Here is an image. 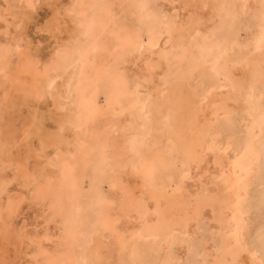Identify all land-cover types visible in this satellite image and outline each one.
<instances>
[{"label": "bare ground", "instance_id": "6f19581e", "mask_svg": "<svg viewBox=\"0 0 264 264\" xmlns=\"http://www.w3.org/2000/svg\"><path fill=\"white\" fill-rule=\"evenodd\" d=\"M102 1L103 0H101V2ZM151 1L152 0H133L132 7L139 9V19L142 20L143 17L148 18L150 15L152 16L154 14L150 10H147ZM259 2L260 0H160V2L157 4V7L161 8V11L165 10L166 6H170L172 10L175 9V3L180 4L181 8H183L184 5H189L192 7L186 10L187 14L185 13V15H173L175 16V19L173 21L171 20L172 25L165 32L161 31L162 29L159 24H157L156 27L150 26L149 35L145 42H140L139 38L137 42V40L134 39L135 37L132 36L136 35L137 33L135 34L134 31V34L130 33V27L127 25L126 27L124 25H120L118 22H113V10L110 3L106 5L105 3H98L97 1L91 0L88 2V6H86L89 8L88 13L82 10V8H79L80 10L78 9L75 12V14L77 13V17H82V20H84L86 23L94 21L96 28L90 35L86 36V40L88 39V46H76L77 48L75 51H67L62 53L59 56V60L57 61L56 67L57 69H60L61 67L66 68L70 63L69 61L77 60V63L75 64V67H73L72 72L66 82L67 86L61 88L58 92L61 98L65 99V101L70 97H72V100H67L68 103H66L64 106L63 112L58 116L54 115L55 113L53 115L50 114L47 117L42 116L43 120L45 118L46 121L54 122V127H56L54 129L59 128V137L63 138L59 139L56 145L51 143L49 140L48 142L53 148L52 154L56 156L59 151L63 153V156H59V158L57 157V161H54L55 159L53 160L52 166L55 164V166L57 165L60 168V171L65 170L63 178L61 177V180L57 185V189L59 190L56 192V194L59 193V195H56V198L57 202L60 203L67 216H65V220H62L64 221L62 223L64 225L65 234L67 235L66 240L67 243H69V246L66 244L65 240L64 242H61L62 244H65L63 246H66L63 248H67L68 250V247H70L73 250L69 251V253L65 252L66 254L62 252V254L58 252L59 250L57 251V249H61V246H58L59 242H57L56 250H53V252H55L54 254L59 255H57L58 258H54V261H57L56 264H75L76 262L78 263L80 261L84 264H93V262H98V258L104 256L107 252L111 253L117 247L123 248L125 245H127V243H129L130 240L134 239H141L146 242L160 241L163 246L168 243L171 244L170 241H172L175 234L188 235L191 237L194 236V233L197 234V227L204 219L208 220V223L214 226L213 229H216L218 235L213 239L214 242L209 238L205 247L201 253H199V257L201 258L199 261L201 264H205V262L209 260L216 261L217 264H225V262L228 260L234 259V253L238 251H243L246 254L255 253L256 259H260V252L255 248H248L245 244L246 242L242 241V232L245 228L244 207L247 196H249V187L256 178L258 181H262V179H264V105L259 101L257 96V91L264 87V68H262L259 60L254 58L253 51L246 56L244 55L245 57L239 62L230 60L231 62L229 61L224 64L220 63L222 56L221 53H224L223 51L225 50L224 47L229 44L228 42L233 41V36H231L233 34L229 33L230 30H228L230 29V26L227 31L225 30L224 32L222 29L220 30V26L218 27L219 29L216 31L218 33L215 34L217 36L215 41L217 42H213V44H215L214 50H212L213 48L206 49L205 46H199L196 43V39L199 38L198 36H200V33L203 35L209 32L216 24V21L220 20V17H222L223 14V18L224 16L229 18V22L232 24L231 27L234 26V18H236L237 15L239 17L241 12H244L245 14L250 13L252 18L257 16ZM245 4L249 6L248 9L243 7ZM155 5L156 4H154V6ZM199 5H207V7H196ZM166 11L162 12L163 14L161 13V15H168ZM189 12H196L199 16V22L191 23L189 25L186 19ZM5 16H3L2 13L0 14V21L3 20V23ZM126 19L130 20L133 19V17ZM69 20L70 22H73L72 17L69 18ZM253 21L255 24L258 23V20ZM150 22L152 23L153 19H151ZM223 22L225 23V21ZM224 23L222 25H225ZM143 25L144 24H142V27ZM72 32L74 35H76L77 32H79V28L74 27ZM129 33L132 34V39L128 37V35H130ZM2 34L3 33L0 31L1 44L2 41H9V39L6 38L7 34H4L5 36L3 35V37ZM234 45L237 46L235 43ZM129 46H134L132 50V52L135 54L133 61L135 62L134 64H138L139 66H136L138 69L137 71L135 70L136 72H134L137 77V83H140L141 85L138 91L140 94L147 93V96L144 98L145 100L143 99L144 101H142L143 97L139 98L138 96L139 99H134V102L128 103L127 107H123L121 105V100H126L127 96L129 97L130 94L128 90L129 87L127 88L126 86V81L128 83V80H126V76H124L128 71L125 73L122 69L125 74L121 75V73L116 72V68L120 64L119 61L125 58H122V55H126L129 52L132 53L131 51L127 52ZM176 46L180 50L179 55H181L183 58L184 64L186 63L185 60H187L188 57V51H190L192 48V50H197L196 52H198L199 57L197 59L193 58L194 60L190 61L189 70L192 68L194 70V67L205 65L207 63L206 59L211 57V60L209 61H211L210 64H212L211 73L213 74V78L223 76L222 78L225 77L229 85L218 86V84L215 83L209 86L205 81L204 83L208 85L209 89L206 91V93L199 95L195 91V88L193 89L191 86V80L189 76L191 77L192 75H189L186 71L178 68L176 73H174L173 70L175 69L169 64L170 60L168 59V56L171 53L170 51L173 52L175 50ZM141 47L143 48V51L140 50ZM209 50L214 52L216 51L217 54L210 56V54L207 53ZM90 51H92V53L95 55L92 56ZM99 51L101 52V55L97 58L96 52L99 53ZM7 52V48H4L3 46L0 47V66L2 67L0 68L1 72H3V68L5 66L4 64L7 60ZM88 54L92 56V59L87 57ZM108 54L110 55L111 59L109 61L107 60L106 62L109 64L106 65L108 67L105 66L107 68L106 72L96 70V67L94 68L93 66H98V64L101 63V59H99V57L105 60V57L109 56ZM175 58L176 56H174L173 59ZM179 58L176 59L179 60ZM158 61L165 62V66L168 69V73L163 77V79H161L159 75H156L157 69L159 68V64L157 63ZM113 62L114 65H112ZM73 63L74 62H72V64ZM125 63L121 64L124 66ZM132 65L129 67L131 70ZM100 67L102 68V66ZM62 70L63 69H60V71ZM146 77L147 82H145ZM226 79H221L222 83L223 81L226 83ZM51 82L52 81H50V83ZM222 83L220 82V84ZM199 84H201V82ZM46 85L49 86V84ZM103 85L108 86V93L106 96V105L104 109L101 110V108L98 106V99L101 87ZM133 89L135 88H132V90ZM133 91H131L132 95ZM138 91L135 93H138ZM51 94L48 95L50 96ZM156 96H159L160 98L163 111H158L153 106L154 97ZM37 97H39V94ZM40 98L41 97H39V99ZM130 101H132V99ZM238 112L243 114L245 113L244 121H248L249 124H246V130L240 139L238 150H236L234 157L231 159L226 154L228 148L226 151L224 149L222 152L221 150L215 151L213 148L215 144L212 146L211 143L208 142V139L211 135L210 133L213 125L216 127L215 123L218 118L225 119L224 126H228V124L232 126L237 123L234 116ZM105 114H107L106 123H108L109 128H114L116 132L115 137L111 139L110 149L108 148L111 150V154L113 156L111 158L112 162L113 160L114 162L118 160V157L116 156L117 153L121 154L120 157L123 158H127L129 154H132L133 158L136 159L134 161H137L138 164L142 162L140 170L141 172L138 173L141 175V178H136V180L132 178L134 182H132L133 184L130 185L124 177L125 173L121 171L119 176H117L118 178H116V183L119 185L118 191L120 197L118 198V205L114 209L110 207L109 204H105V206L102 203L103 199H100L102 197L101 194H94L98 192L97 187L95 186L92 193L93 202L89 205V207L83 208L81 206V202L79 201L81 197L79 192L82 190V180L85 179L83 175L85 168H87L85 167L87 165V161L91 160V163H93V170L95 174L98 175L100 174L102 165L104 166L107 163V159L104 157L101 151L98 156H95L96 158H94V156L92 157V153L89 149L92 147L88 146L86 140L84 141V139H94L95 142L98 143V140H100L98 132L102 123L100 118H102ZM151 116L154 117V120H152V125L145 124L144 121ZM147 122L148 120L146 123ZM240 123L243 122L241 121ZM55 132L49 136L46 135V137L53 136ZM150 135L152 137H158L159 140L163 137H166L171 146H169L168 149L164 151L163 157L161 155H156L151 158V164L149 165L142 158L144 156L142 154V146H144L146 139H149L147 136ZM94 146H97V144H94ZM2 153L3 150L0 151V154ZM166 154H176V159H180V169L187 171L190 176L193 173L192 177L198 181L199 185L202 184L201 180H199V177L203 176L204 181H206L205 183H210L209 187L207 185L209 190L207 189V192L201 193L198 190L192 191L191 189H188V187H180L178 189L174 187L175 190H173L161 187V185L160 187L157 186V183L153 181V177H156L157 174L155 173H157L163 167H168L169 161L164 156ZM0 156L2 157V155ZM138 160L140 161L138 162ZM116 166L118 171H120L122 166L118 164H116ZM128 167L123 166L124 169ZM212 170L214 171L212 172ZM46 173L47 175L49 174L48 171H46ZM203 174H209L211 176H205ZM184 178L182 177V179ZM138 180L139 182H137ZM31 184H33L32 181ZM138 184L139 186H137ZM170 184L171 183H169V185ZM38 186L39 185H37V188ZM192 187L193 186L190 188ZM204 187V191H206V186ZM134 188L136 192L134 191ZM50 189H52V187H50ZM43 191L44 190H42V192ZM50 191L52 192V190ZM87 198L88 197L86 196V199ZM262 204L264 205V197L262 199ZM52 209L50 211H53ZM111 209L112 211H115V213L112 214L114 217L110 215L111 213L109 214ZM3 211L6 212L5 210ZM3 211L1 212L2 214ZM14 212L16 213V211ZM11 213L12 215L15 214L13 212ZM62 214L64 215V213ZM128 215L132 217L133 221L126 219L129 218ZM60 216L57 218V220L60 218ZM62 216L61 218H63ZM52 218L54 217H51L50 220ZM117 222H120V231L117 229ZM130 224L131 227L129 226ZM237 230L240 231L239 244H237L235 237ZM119 232L120 234L122 232L124 235H120ZM217 232L213 231V233ZM117 234L120 236H117ZM199 235L200 234H198V236ZM104 240L108 241V243H105ZM216 241L218 244L215 246L214 243H216ZM130 243L132 244V241ZM127 247L128 246H125L124 248ZM129 247L127 248L128 250L130 249ZM183 251H185V249ZM185 252L187 254L190 252V250L186 248ZM186 254L184 256H186ZM118 255L119 254H117V256ZM134 256H136L137 259H139L138 261L141 262V254ZM241 258L243 259L246 257ZM178 259L179 260H175L171 264H177V262L184 260L183 256L181 258L179 257ZM186 260L187 259H185V262ZM143 261H146V264H152L148 257H145Z\"/></svg>", "mask_w": 264, "mask_h": 264}, {"label": "rangeland", "instance_id": "374dc122", "mask_svg": "<svg viewBox=\"0 0 264 264\" xmlns=\"http://www.w3.org/2000/svg\"><path fill=\"white\" fill-rule=\"evenodd\" d=\"M89 1L91 0H86V2L85 0L84 1L83 0H0V11H1L0 14L2 13L3 16L6 15L4 17L5 24L3 23V20L0 21L1 23L0 31L3 33L2 37L4 34L5 35L7 34L6 38L9 39V41L7 40L8 43L7 41H5L6 43L3 41H2V44L0 43V47L3 46L4 48L8 49V52H7L8 61L6 60V63L4 64L5 66L3 68V72L0 71V149L3 150V153L0 154L3 157L2 158L0 156V175L2 176V180L0 176V181H1L0 184L3 183L4 178L7 176L9 179L12 180V183L9 185L10 189L20 194L19 196H16L13 199V203L10 208L13 210H9L13 213H15L14 211H16V213L12 215V213L8 211L9 213H11L10 224L12 225V230L10 232V235L7 241L4 239L3 233L0 232V264H12V262L16 260H23V261L28 262V264H56L57 261H54V260L58 258L57 257L58 254H54L55 252H53V250H56L57 242H59L58 246L59 247L61 246L60 247L61 249H57V251L59 250L58 252L60 253L63 252L64 254H66L65 252L69 253V251L73 250L72 248L68 247L69 243H67V240H66L67 235L65 234L64 225L62 223L64 222L62 220H65L66 214L63 208L61 207L60 203L57 202V198H56V195H59V193L56 194V192H58L59 190L57 189V185L60 182L61 177L63 178L65 170L60 171V168L57 165L55 166V164L54 166H52L53 160L55 159L54 161H57L59 156H63V153L59 151L55 156L54 154H52L53 148L49 144L48 140L42 139V138H46V135L49 136L50 134L56 131V129H54L56 128L54 127V122L46 121L45 118L43 120V117H47L50 114L53 115L54 113H55L54 115L58 116L59 114L63 112L64 106L66 105V103H68L67 100H72V97H70L69 99L65 101V99L61 98L58 92L61 88H64L67 86L66 82L68 80L69 75L72 72L73 67H75L77 60L69 61L70 63L66 68H62V67L60 68V69H63L62 71H60V69H57L56 65H57V61L59 60V56L62 53L67 52V51H75V49L79 46H84V47L88 46L87 45L88 39L86 40V36L74 35L72 30L74 27L75 28L78 27V23H79L78 21H81L83 19L82 17H77V13L75 14V12L79 8L80 9L82 8V10L88 13L89 8L86 6H88ZM94 1H97L98 3H103V4L105 3L106 5L110 3V5L112 6V10H113V16H112L113 22H118L120 25H124V26L127 25L128 27H130L129 28L130 33L134 34L135 32V34L137 33L138 35L136 34L137 35L136 36V35H132L129 33L130 35H128V37L131 38V35H132L133 37H135L134 39H136L137 42H138V38L140 42H145L147 40V37L149 35L150 26L156 27L157 24H159L162 29L161 31L165 32L172 25L171 20L172 21L174 20L173 15H180V14L185 15V13L187 14L186 10H188V9H185L184 7L181 8L180 4L175 3L174 5L175 9L172 10L170 6H166L165 10L161 11L162 9L157 7V4L158 2H160V0L158 1L152 0L148 5L147 10H150L154 14L152 16L148 15L149 16V17L147 16L148 18L143 17L141 20L139 19V16H140L139 15L140 12L138 11L139 9L132 7L133 0H126V1L125 0H121V1L120 0L119 1L118 0H103L102 2L101 0H94ZM29 3L33 4L34 7L29 9L27 7ZM154 4L156 5L154 6ZM49 5H54L55 7H50ZM69 5H76V7L71 10L72 11V21H73V18L77 19L75 20L76 23L70 22L69 19L66 21L67 23L66 22L61 23L65 15V12L63 10L67 9ZM117 8L121 10H118ZM160 11L161 13L166 11L168 15L166 14L161 15ZM223 15L222 17H220V20L216 21V24L211 28L209 32L203 35L202 33H200V36H198L199 38L196 39L197 40L196 43L199 46H205L206 49L213 48L212 50H214L215 44H213V42H217L215 41V39L217 38L215 34L218 33L216 32L219 29L218 27L220 26V30L222 29L224 32L225 30L227 31V29L230 26V29L228 30H230L229 33L233 34L231 35L233 36V41L228 42L229 44L226 47H224L226 51L224 50L223 51L224 53H221L222 56H221L220 63L224 64V63L229 62L230 60L239 62L246 55L250 54L254 50L255 45L258 43L259 32H260L259 24L258 23L255 24V22L253 21L254 19L252 18L250 13L245 14L244 12H241L239 14V17L237 15L236 18H234L235 19L233 22L234 26L231 27L232 24L231 22H229V18L226 16H224L223 18ZM26 16H30L32 18L31 22L27 24H22V21L24 20ZM132 17L133 19H130ZM126 18L130 20H127ZM151 19H153L152 23L150 22ZM162 19L163 20L165 19V20L163 21ZM135 21H138V22H135ZM223 21H225V23ZM126 22H128L129 24ZM222 22L225 25H222L223 24ZM142 24H144L143 27H142ZM222 27H226V28H222ZM21 33L23 34L22 39L19 38ZM78 33H80V29H79V32H77V34ZM100 42H101V39H100ZM234 43L237 44V46H235ZM133 47L134 46H129L128 47L129 49L127 52L129 51L132 52ZM192 49L188 51V55H187L188 57H187V60H185V62L188 64L185 63L186 65L184 64V61L181 55H179L180 50L177 46L175 47L176 51L173 49L174 53L170 51L171 53L168 56V59L170 60V63H169L170 66L175 69L173 70L174 73H176L178 69H182L186 71L189 75H192L191 77L189 76L191 80V86L193 89L195 88V91L199 95H202L203 93H206V91H208L209 89L208 85L211 86L212 84H215V83L218 84V86L229 85V83L227 82V79L225 77L222 78L223 76L213 78V74L211 73L212 64H210L211 61H209L211 60V57H208L206 59L209 65L206 63L203 66L194 67V70L192 68L191 69L192 71L189 70L190 61L194 60L193 58L197 59L199 57L198 52H196L197 50L195 49L192 50ZM212 50L207 51V53H209L210 56L217 54L216 51L214 52ZM90 52L92 56L95 55L92 53V51ZM127 54L122 55V58L124 57L125 58L121 59V61H119L120 64L118 65L119 68L122 67L123 65L121 63H125V60H126V63L120 69L121 71L123 69L125 73L128 71L126 74L123 71L121 73L122 75L125 74L124 75L126 76L125 79L128 80L129 85L127 81L126 80L125 81H126L127 88L129 87L128 90L130 94H129V97L127 96L126 100L125 99L121 100V105L123 107H127L128 103L134 102V99H137L138 96L139 98L143 97L142 101H144L145 100L144 98L147 96L146 95L147 93L140 94L138 91L139 89H137L136 87L137 77L134 72L137 71L138 69L137 67L139 66L138 64H134L135 62L133 61V57L135 56V54L133 52L132 53L129 52ZM96 55L98 58V56L101 55V52L100 51L99 53L96 52ZM178 55L180 56L183 62L181 61ZM92 56L88 54L87 57L92 59L91 58ZM174 56H176V58H179V60H177L176 58H175L176 60L173 59ZM99 59H101L100 60L101 63H99L98 66L94 65L93 67L94 68L96 67L95 68L96 70H101L102 72H106L107 70L106 67H108L106 65H109L106 62L107 60L109 61L111 59L110 55L108 57L106 56L105 60L100 57ZM72 62L74 63L72 64ZM112 65H114V62ZM131 65H132L133 73H132L131 68L129 69ZM100 66H102V68ZM0 68L2 67L0 66ZM125 68H126V71H125ZM200 70L203 72H201ZM52 75H55V76H52ZM53 78H55V84L52 86L51 89H49V86H47L46 84H50V81H52ZM221 79L222 80L226 79V83L224 81L222 83ZM205 81L206 83H208V85L204 83ZM200 82L201 84H199ZM220 82L222 84H220ZM130 83H132L133 85ZM41 88H42V91H41ZM132 88H135L133 89L135 91H133ZM201 88H202V91H201ZM131 91H133V95ZM136 91H138V93H135ZM107 93H108V86L103 85L101 87V90L99 93V99H98V106L101 108V110H103L106 105ZM38 94H39V97H41L42 99L41 98L39 99V97H37ZM48 94H51V95L49 96ZM257 96L259 98V101L264 105V100H263L264 99V87L257 91ZM131 99L132 101H130ZM54 101L56 102V104ZM244 114L241 112H238L234 116L236 118V122L239 125L236 123L235 125H232V126L230 124H228V126H224L225 119L218 118V120L215 123L217 128L213 125V128L210 133L211 135L209 136V139H208V142H210L212 146L215 144L213 147L215 151L221 150L222 152L224 151V149L226 151V149L228 148V150L226 151V154L231 159L234 157L236 150H238V144L240 142V139L243 136L244 131L246 130L245 126L246 124L247 125L249 124L248 121L246 120L244 121ZM150 118H147L148 120L147 123H146L147 120L144 121L145 124L152 125V122H153L152 120H154V117L151 116ZM104 119H105V122H104ZM100 120L102 121V123H101V128L99 129V132H98L99 139H100L98 140V143L95 142L94 139H90V138L84 139V141L86 140V143L88 144V146L92 147V148H89L92 153V157L94 156V158H96L95 156H98L101 151L104 157L107 159V163L104 166L102 165V169L100 171V174L98 175V174H95L93 170L94 168H93V163H91V160L87 161V165L85 167H87L88 169L85 168V172L83 175L85 179L82 180V190L79 192L81 196L79 201L81 202V206L83 208L89 207V205L93 202L92 193H93V188L95 186L97 187L98 192L94 194L95 195L101 194L102 197L100 199H103L102 203L104 205L109 204V206L114 209L118 205L117 204L118 198L120 197L119 191H118L119 185L116 183V180H117L116 178H118L117 176H119L121 171L124 172L125 174L128 173L126 175L124 174V177L130 185L133 184L132 182H134L136 178L137 179L141 178V175L138 173L141 172L140 170H141L142 162L138 164L137 161H134L136 159L133 158L132 154H129L127 158H123V157H120L121 154H118V153L116 154V156L118 157V160L116 162H114L113 160L112 162L111 158L113 156L111 154V150L109 149H110L111 139L115 137L116 132L114 128H109L108 123H106L107 114H105L102 118H100ZM241 121L243 123H240ZM147 137L149 139H146L144 146H142L143 148L142 154L143 155L147 154V157L150 159L156 155L157 156L161 155L163 157L164 151L168 149L169 146H171L166 137H163L160 139L161 142L163 141L162 142L163 144L160 142L158 137H155V136L152 137L151 135ZM229 138L231 139V141ZM94 144H97V146H94ZM22 150H26V155H27V159L24 160L23 162H21L19 159ZM164 156L169 161V165L168 167L167 166L163 167L161 170L155 173L157 175L156 177L155 176L153 177L154 178L153 181L157 183V186L160 187L161 185V187H164L166 189H173V190H175L174 187H176V189L180 187H188V189H191L192 191L198 190L201 193L207 192L209 190L208 187L210 183H205L206 181H204L203 176L199 177V180H201L202 182V184L199 185L198 181L196 179H193L192 177L193 173L190 176V174L187 171H184V169H180L181 167L179 164L180 159L178 158L176 159L177 157L176 154H169V155L166 154ZM139 161L140 160H138V162ZM116 164L122 166L120 171H118V169L116 168L117 167ZM127 164L130 167H128ZM123 166L128 167L129 169L128 168L124 169ZM37 167L39 168L41 172H46V171L49 172L47 176L46 175L43 176L38 181L37 179L35 180L36 177L34 175ZM213 171L214 170H212V172ZM127 175L129 176L130 179L128 178ZM203 175L211 176L209 174H203ZM104 177H107V178H104ZM182 177L184 179H182ZM31 181L34 185L31 184ZM137 182H139V180ZM169 183L171 184L169 185ZM106 184L108 187L106 186ZM37 185H39L38 188H37ZM203 185L206 186V191H204L205 187ZM137 186H139V184ZM191 186L193 187L190 188ZM50 187H52V189H50ZM34 190H35V195L32 194ZM42 190L44 191L42 192ZM50 190H52V192ZM134 191H135V188H134ZM248 195L249 196H247V199L245 201V207H244L246 230L244 228L242 232V238H243L242 241L246 242L245 244L248 248L250 249L255 248L256 250L260 252L261 244H260L259 236H260V233L264 230V205L262 204V199L264 197V179H262V181H258L257 178L253 180V182L251 183V186L249 187ZM0 196H1L0 201H3L4 197L2 195ZM86 196L88 197L87 199H86ZM86 201L88 202V205ZM1 207L2 206H0V209ZM51 209L53 211H50ZM3 210L5 209H3L2 207L1 212ZM8 212L3 211V214L5 216L2 213L0 214V221H1L0 225H3L6 219L5 217L9 216ZM62 213H64V215ZM114 213L115 211H112V209L109 211L110 215ZM60 215L61 216L63 215L62 216L63 218H61ZM59 216L60 218L57 220ZM128 216L130 219L129 218H126V219L133 221L132 217H130V215ZM51 217H54V218L50 220ZM117 224H118L117 229L118 231H120L121 229L120 222H117ZM129 226L131 227V224ZM213 228L214 226L210 225L208 223V220L204 219L198 225L197 227L198 231H196L197 234L194 233L195 237L194 236L191 237L188 235L175 234L172 241H170L171 244L168 243L164 246L162 245L160 241H147L146 242L141 239L140 240L138 239L130 240L129 243L126 242L127 245H125L128 247L130 246L129 250L127 249L128 247L124 248L125 246L123 248L117 247L111 252L112 254L107 252L104 256L99 257L98 258L99 260H97L98 261L97 264H116V263L117 264H122V263L123 264H131V263L146 264V261L145 262L143 261L145 257H148V259H150L152 264H171L175 260H179L178 258L179 257L181 258L182 256L184 260L181 261L180 264H201L199 261L201 260V258L199 257V253H201V251L205 247L206 242L209 238L213 240L218 235V232L216 231V229L214 230ZM213 231L217 233H213ZM198 234L200 235L198 236ZM120 235H124V234H122L121 232ZM120 235L117 234V236H120ZM64 240L66 244L68 245L67 246L69 248L68 250L67 248L66 249L63 248V247H66V246H63L65 244H62L61 242V241L64 242ZM104 241L105 243H108V241L106 240ZM131 241H132V244L130 243ZM214 244L216 246L218 244L217 241ZM182 248H184L185 251H186V248H188L190 252L186 254V252L183 251L184 249ZM117 254L119 255L117 256ZM139 254H141L142 257H144V258L141 257L140 259L141 262L138 261L139 259H137L136 256H134V255H139ZM185 254L187 258L186 256H184ZM185 259H187L186 262H185ZM79 263L84 264V263H81V261L78 263L76 262L75 264H79Z\"/></svg>", "mask_w": 264, "mask_h": 264}, {"label": "snow or ice", "instance_id": "6c2138e0", "mask_svg": "<svg viewBox=\"0 0 264 264\" xmlns=\"http://www.w3.org/2000/svg\"><path fill=\"white\" fill-rule=\"evenodd\" d=\"M49 6L55 7L54 5H49ZM27 7L29 9H31L34 7V5L29 3L27 5ZM75 7H76V5H69L67 9L63 10L65 12V15H64L61 23H65L69 18L72 17V11L71 10ZM113 7H115V6H113ZM190 7H192V6L184 5L185 9H188ZM196 7L206 8L207 5H199ZM243 7L245 9L249 8V6L247 4H245ZM31 19L32 18L30 16H26L24 18V20L22 21V24H27V23L31 22ZM173 19H175V16H173ZM186 19H187L189 25L191 23L199 22V16L197 15L196 12H189ZM253 19L258 20L259 28H260L259 40H258V43L254 47L253 56H254V58H257L259 60L262 68H264V0H260L259 6H258V14H257V16H254ZM73 23H76L74 18H73ZM78 27L80 29V33H78L76 35L77 36H80V35L87 36V35H90L94 31V29L96 28V24L94 21L86 23L84 20H81L78 23ZM19 38H21V39L23 38L22 33L20 34ZM140 50L143 51V48L141 47ZM82 55H83V53H82ZM157 63L159 64V68L157 69L156 75H159L161 77V79H163V77L167 75L168 69L165 66V62L158 61ZM116 72L121 73V69L119 67H117ZM121 75H122V73H121ZM145 82H147V77L145 78ZM54 84H55V78H53L52 82L49 84V89H51ZM140 87H141L140 83H137V88L139 89ZM189 102H191V101H189ZM153 106L158 111H163V106L160 103L159 96L154 97ZM59 132H60V129L57 128L56 132L53 136L42 138V139H47L51 143L56 145L57 141L59 139H63L62 137H59ZM142 158L145 160V162L147 164H149V165L151 164V160H150V158L147 157V154H144V156ZM19 159L21 162H23L24 160L27 159L26 150H22ZM34 175H35L36 179L39 180L43 176L47 175V173L41 172L39 170V168L37 167ZM11 183H12V180L6 176L4 178L3 184H0V195H2L4 197L3 201H0V206L4 207L6 212H8L10 210L14 197L20 195L19 193H16L10 189L9 185ZM32 194L35 195V191H33ZM10 219H11V213H9V216L5 219L4 224L0 225V232L3 233L4 239L6 241H7L8 237L10 235V232L12 230V225L10 224ZM235 237H236L237 244H239L240 243V231L239 230H237ZM259 239H260V244H261L260 259L259 260L256 259L255 253H247L246 254L243 251H238V252L234 253L235 258L228 260L227 262H225V264H264V231H262L260 233ZM241 257H246V258L242 259ZM12 264H28V262L23 261V260H16V261L12 262ZM93 264H97V262H93ZM177 264H180V262H177ZM205 264H217V262L209 260V261H206Z\"/></svg>", "mask_w": 264, "mask_h": 264}]
</instances>
